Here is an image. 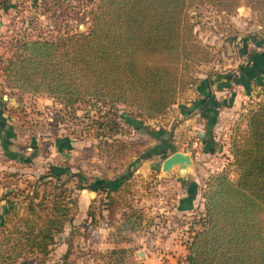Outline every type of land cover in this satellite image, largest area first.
<instances>
[{
	"label": "rangeland",
	"instance_id": "374dc122",
	"mask_svg": "<svg viewBox=\"0 0 264 264\" xmlns=\"http://www.w3.org/2000/svg\"><path fill=\"white\" fill-rule=\"evenodd\" d=\"M97 1L0 0V56L9 57L17 39L86 30ZM182 15L190 24V37L197 48L191 58L181 62V83L174 100L153 117L138 114L124 102L113 106L120 116L127 113L141 119L142 125H148L147 131L114 116L116 122L111 121L105 133L95 135L99 130L92 119L109 117L104 112L108 105L99 115L83 103L75 109L65 107L45 92L8 86L0 68V108L18 135L7 139L11 138L14 150L22 151L24 158L13 162L10 154L3 157L0 152V195L11 191L6 199L18 211L12 219L17 221L26 213L35 191L39 196L33 201L45 193L49 204L56 182L66 187L65 200H73L68 202L71 218L54 232L52 248L39 264H103L106 257L101 253L113 247L126 249L119 264H181L194 219L204 210L202 193L209 175L226 170L234 177L233 136L246 127L248 108L264 99V11L248 0H238L230 10L208 0H187ZM206 77L212 82L202 90H209L220 101L218 113L212 116L214 122L203 115L206 106L202 105L200 81ZM161 128L171 130V146L165 155L155 150L162 137L148 132ZM176 150L192 158L185 174L178 166L161 170L163 158ZM49 167L61 173L57 180L40 177ZM77 172L83 180L74 174ZM191 179L197 183V187H189L197 190L194 208L173 213L183 186ZM105 180L112 182L113 189L87 186ZM76 183L86 186L78 188ZM5 203L0 200V211ZM132 208L136 211L129 221H136L130 227L124 213H131ZM12 264H36V257L28 255Z\"/></svg>",
	"mask_w": 264,
	"mask_h": 264
},
{
	"label": "trees",
	"instance_id": "16d2710c",
	"mask_svg": "<svg viewBox=\"0 0 264 264\" xmlns=\"http://www.w3.org/2000/svg\"><path fill=\"white\" fill-rule=\"evenodd\" d=\"M186 1L98 0L90 13V25L84 31L43 39H17L11 55L5 59L0 56L5 82L8 86L45 92L72 109L78 103L90 105V110L94 107L98 115L108 105L104 112L109 117L92 119L99 130L95 135L105 133L114 116L147 131L148 125H142L141 119L127 113L120 116L113 106L124 102L138 110V114L153 117L174 100L181 83V62L191 58L197 48L190 37V24L182 15ZM208 1L226 10L238 3V0ZM248 1L264 11V0ZM210 82L207 77L202 79L201 88L209 87ZM203 91V106L213 110L220 105L209 90ZM214 115L213 112L209 122L216 120L212 119ZM245 116L246 127L231 142L234 177L222 170L210 174L206 180L202 193L204 210L190 229L188 264H264V99L251 105ZM148 132L162 137L155 150L165 155L171 146L168 142L171 130ZM21 155L14 157L23 161ZM60 174L49 167L48 173L40 177L57 180ZM74 174L79 180L84 179L81 173ZM111 183L96 181L87 186L111 190ZM85 186L76 183L78 188ZM8 192L11 193L0 195V200L9 203L0 211V264H12L28 255L35 256L39 264L52 248L54 232L60 231L71 218L68 202L73 200H65L66 187L56 182L49 204L45 202V193L33 201L39 196L35 191L26 213L15 221L12 218L18 211L14 202L6 199ZM135 211L132 208L131 213H124L128 221ZM135 221H129L130 227ZM125 251L123 247L105 249L101 253L106 257L103 264H119Z\"/></svg>",
	"mask_w": 264,
	"mask_h": 264
},
{
	"label": "crops",
	"instance_id": "0c3cea01",
	"mask_svg": "<svg viewBox=\"0 0 264 264\" xmlns=\"http://www.w3.org/2000/svg\"><path fill=\"white\" fill-rule=\"evenodd\" d=\"M202 90V88H201ZM206 90V89H204ZM203 91V90H202ZM198 93V91H197ZM199 94V93H198ZM205 92L203 91V96H204ZM205 112L203 113L206 120H208L209 122V118L211 116V114L214 112L215 114L218 113V109H213L210 110L209 108L205 107L204 108ZM210 110V111H208ZM208 124V123H207ZM13 128L12 125L10 124L9 120L6 119L4 117V113L2 112V109L0 108V152L3 154V157H5L4 155L8 154V150L10 148H12V150L10 149L9 154V161H11L12 159L14 161H18L15 157L14 154L19 155L21 154L22 151H15L12 142L10 141V139L12 138H17L18 135H16V133L12 132ZM7 136H11V138L7 139ZM26 148H29L30 146L28 145H24ZM12 160V161H13ZM13 161V162H14ZM197 187V183L196 181L193 179L188 185L183 186V190L181 191V195L178 198V203L175 204L174 206V211L173 213H184V212H188L191 209L194 208V200H195V195L197 190L196 189H189L190 186L194 185ZM193 194V196H191ZM4 206V205H2ZM2 208V207H1ZM181 258V257H179ZM182 264V262H181Z\"/></svg>",
	"mask_w": 264,
	"mask_h": 264
},
{
	"label": "water",
	"instance_id": "95a60500",
	"mask_svg": "<svg viewBox=\"0 0 264 264\" xmlns=\"http://www.w3.org/2000/svg\"><path fill=\"white\" fill-rule=\"evenodd\" d=\"M6 95H4L5 97ZM192 163V158L188 153L176 150L163 158L161 162V170L168 171L174 166H178L179 172L185 174L189 172ZM191 179L189 183L192 181ZM188 183V184H189ZM140 255H144V251H138Z\"/></svg>",
	"mask_w": 264,
	"mask_h": 264
},
{
	"label": "built area",
	"instance_id": "2783aa9c",
	"mask_svg": "<svg viewBox=\"0 0 264 264\" xmlns=\"http://www.w3.org/2000/svg\"><path fill=\"white\" fill-rule=\"evenodd\" d=\"M187 255V253H186ZM185 255V259L182 261L183 264H188V259H187V256Z\"/></svg>",
	"mask_w": 264,
	"mask_h": 264
},
{
	"label": "bare ground",
	"instance_id": "6f19581e",
	"mask_svg": "<svg viewBox=\"0 0 264 264\" xmlns=\"http://www.w3.org/2000/svg\"><path fill=\"white\" fill-rule=\"evenodd\" d=\"M142 252H143V250H142Z\"/></svg>",
	"mask_w": 264,
	"mask_h": 264
}]
</instances>
